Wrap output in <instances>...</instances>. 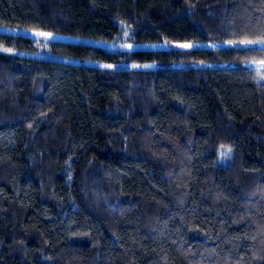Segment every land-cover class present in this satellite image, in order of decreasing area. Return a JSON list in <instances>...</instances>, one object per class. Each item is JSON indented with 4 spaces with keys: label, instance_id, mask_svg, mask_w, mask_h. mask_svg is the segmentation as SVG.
<instances>
[{
    "label": "trees",
    "instance_id": "16d2710c",
    "mask_svg": "<svg viewBox=\"0 0 264 264\" xmlns=\"http://www.w3.org/2000/svg\"><path fill=\"white\" fill-rule=\"evenodd\" d=\"M0 26V264H264V0H0Z\"/></svg>",
    "mask_w": 264,
    "mask_h": 264
},
{
    "label": "rangeland",
    "instance_id": "374dc122",
    "mask_svg": "<svg viewBox=\"0 0 264 264\" xmlns=\"http://www.w3.org/2000/svg\"><path fill=\"white\" fill-rule=\"evenodd\" d=\"M0 30L2 31H7L8 28L4 26H0ZM14 32L18 33H25L29 34L32 36H42L40 35L41 32L38 31H32L29 29H20V28H14ZM45 37H52V38H60V39H65L69 41H75L77 40L76 37L74 36H66V35H55L51 34V36H45ZM86 42H91V43H96L99 44L100 46H103L107 49H115V48H121L125 49L129 47V44L126 43L125 41V35L122 36L120 41H111V42H106V41H93V40H86ZM230 43L224 42V43H219L217 45H229ZM182 45H191L190 47H182ZM208 45H214L210 44L208 42H202V41H195V42H172V41H161V42H156V43H141L138 44V48H148V47H156V48H194V47H201V46H208ZM5 50V49H4ZM22 54L25 55H31V56H45V57H52L54 59L58 60H66V58L62 56H49L48 54L41 53V52H30V51H21ZM94 65H100L101 63L92 61L91 62ZM107 65L110 64H101V66L106 67ZM160 64L158 63H123V64H116V65H111V67L115 68H131V69H149V68H156L159 67Z\"/></svg>",
    "mask_w": 264,
    "mask_h": 264
},
{
    "label": "snow or ice",
    "instance_id": "6c2138e0",
    "mask_svg": "<svg viewBox=\"0 0 264 264\" xmlns=\"http://www.w3.org/2000/svg\"><path fill=\"white\" fill-rule=\"evenodd\" d=\"M42 36H51L50 33H40ZM243 43L247 44H254V43H264V41H244ZM191 45H182V47H190ZM264 63V62H261ZM106 67H111V65H107Z\"/></svg>",
    "mask_w": 264,
    "mask_h": 264
}]
</instances>
